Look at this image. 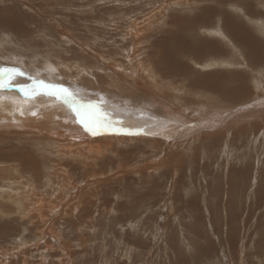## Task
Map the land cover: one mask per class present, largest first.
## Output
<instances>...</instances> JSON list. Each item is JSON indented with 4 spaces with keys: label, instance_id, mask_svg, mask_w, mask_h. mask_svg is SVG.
<instances>
[{
    "label": "rangeland",
    "instance_id": "1",
    "mask_svg": "<svg viewBox=\"0 0 264 264\" xmlns=\"http://www.w3.org/2000/svg\"><path fill=\"white\" fill-rule=\"evenodd\" d=\"M184 40L205 50L173 56ZM7 57L27 74L72 60L79 90L98 93L87 82L114 79L111 63L124 83L146 74L224 108L264 84V0H0ZM228 120L182 155L0 126V264H264V119Z\"/></svg>",
    "mask_w": 264,
    "mask_h": 264
},
{
    "label": "bare ground",
    "instance_id": "2",
    "mask_svg": "<svg viewBox=\"0 0 264 264\" xmlns=\"http://www.w3.org/2000/svg\"><path fill=\"white\" fill-rule=\"evenodd\" d=\"M186 42L184 40L177 43L178 49L173 52V56H175V53H188L198 50L197 48L203 51L205 46L202 41H197L198 45L194 41L193 44L196 48L193 45L184 47ZM166 53L171 57L172 51ZM8 58L0 62V68L20 67V64L12 62ZM71 61L63 62L60 59L50 64L47 63V60L45 61L46 64H41V61H38L40 64L28 65L26 68L31 70V72L34 71L32 74H35L36 80L62 85L64 88L69 89L75 98L82 103H98L100 114L110 122L107 127L102 128L99 134L91 135L84 130L81 123L76 122L74 112L55 96L40 94L34 98L25 97L18 85L27 86L31 84L32 81L28 79L29 76L33 77L31 73H25L26 75L24 76H14L10 81L6 75L0 74V81L12 84L11 87L0 88V126L15 127L24 131L29 130L30 127L35 128L33 131L37 129L42 132V129H45V132L50 131L49 133L47 132L49 135H53V130L59 128L63 131L55 134V137L67 136L73 142H81L82 140H88L89 142L100 141L104 142L105 145L109 144L108 142H124L135 139L150 140L154 144L161 143L164 145L168 153L170 149L178 148V151L174 150V152L182 155L194 142L198 143V141L201 142L207 139L214 141V139L218 138L221 132L219 130H222L221 126L228 119V122L233 120L232 126L238 128V131H245L250 128L255 129V127L259 126V122L255 120L264 119V84L255 88L258 90L255 95L251 90L245 88L235 91L233 94L230 93L231 98H228L231 100V106L225 104L227 107L225 106L224 108H220L218 105L217 107H210L211 105H208L205 101L201 104L192 99L188 100L184 96L187 92L186 94L182 93L175 86H170L168 91L156 90L152 86V78L149 79L146 74H144V80L135 83L125 80L126 83H124L123 79H121L122 73L118 71L119 69L116 70L114 68L116 66L111 63L107 67L115 73L116 79L121 76L119 80L109 77L110 79L107 78L106 81H103L102 78L104 77L99 78L97 75V79L90 81V85L87 82V85L94 89L102 90L101 93H98V91L94 92L96 90H87L86 88L79 90L83 87V84L78 85L75 81L78 80V76L83 72L82 68L84 65H79V67H76V69L78 68L77 70L71 72L75 69L73 68L74 66H71V63H73ZM63 63L66 64L64 65ZM147 70L149 71V67ZM204 78L206 77H203L202 80ZM202 80L199 79V81ZM210 80L203 83L208 86H214L216 82ZM154 91L160 92L162 98L157 94L155 95ZM90 93H95L96 96L94 94L92 96ZM179 99L181 100L177 103ZM181 134L185 137L180 138Z\"/></svg>",
    "mask_w": 264,
    "mask_h": 264
},
{
    "label": "snow or ice",
    "instance_id": "3",
    "mask_svg": "<svg viewBox=\"0 0 264 264\" xmlns=\"http://www.w3.org/2000/svg\"><path fill=\"white\" fill-rule=\"evenodd\" d=\"M0 74H4L10 81L14 76L26 75L19 68H0ZM32 81L27 86H19L21 92L27 98H34L37 95L44 94L48 96H55L62 103L67 105L75 114L76 122L81 123L86 132L91 135H97L102 128L109 125V121L100 114L98 103H82L75 98L74 94L62 85H55L46 83L43 80H36L34 77H28ZM12 84L5 81H0V88L11 87ZM251 107V105H249Z\"/></svg>",
    "mask_w": 264,
    "mask_h": 264
}]
</instances>
